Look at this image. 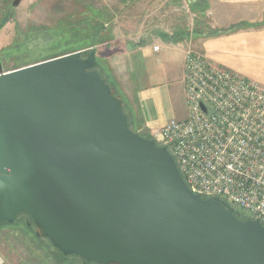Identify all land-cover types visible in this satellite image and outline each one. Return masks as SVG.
I'll list each match as a JSON object with an SVG mask.
<instances>
[{
  "label": "water",
  "instance_id": "95a60500",
  "mask_svg": "<svg viewBox=\"0 0 264 264\" xmlns=\"http://www.w3.org/2000/svg\"><path fill=\"white\" fill-rule=\"evenodd\" d=\"M95 55L0 66V225L27 212L83 262L264 264V224L193 193L168 148L130 128Z\"/></svg>",
  "mask_w": 264,
  "mask_h": 264
},
{
  "label": "crops",
  "instance_id": "0c3cea01",
  "mask_svg": "<svg viewBox=\"0 0 264 264\" xmlns=\"http://www.w3.org/2000/svg\"><path fill=\"white\" fill-rule=\"evenodd\" d=\"M126 1L137 10L130 12V20L113 21L107 60L143 131L187 117L183 73L188 46L264 84V0ZM185 6L190 14L177 15Z\"/></svg>",
  "mask_w": 264,
  "mask_h": 264
},
{
  "label": "built area",
  "instance_id": "2783aa9c",
  "mask_svg": "<svg viewBox=\"0 0 264 264\" xmlns=\"http://www.w3.org/2000/svg\"><path fill=\"white\" fill-rule=\"evenodd\" d=\"M183 85L187 117L148 134L168 148L193 193L218 197L264 224V84L188 46Z\"/></svg>",
  "mask_w": 264,
  "mask_h": 264
},
{
  "label": "rangeland",
  "instance_id": "374dc122",
  "mask_svg": "<svg viewBox=\"0 0 264 264\" xmlns=\"http://www.w3.org/2000/svg\"><path fill=\"white\" fill-rule=\"evenodd\" d=\"M12 1L0 0V66L4 71L48 56L79 49L87 53L94 48L98 65L116 81L107 60L112 50L106 42L113 21L130 20L136 5L126 0H20L17 5ZM178 12L181 17L190 14L186 6ZM97 27L101 29L90 41L88 36ZM72 36L78 38L72 40ZM22 218L0 225L3 264H81L80 258H64L41 231L37 235Z\"/></svg>",
  "mask_w": 264,
  "mask_h": 264
},
{
  "label": "trees",
  "instance_id": "16d2710c",
  "mask_svg": "<svg viewBox=\"0 0 264 264\" xmlns=\"http://www.w3.org/2000/svg\"><path fill=\"white\" fill-rule=\"evenodd\" d=\"M100 29H101V28H99V27L95 28L94 31L92 32L93 35H92V36L89 35V36H88V37H89L88 39H89L90 41H93V39H95V37H96V36H95L96 32L98 33V32L100 31ZM72 37H73L72 40H74L75 38H76V39L78 38V37H75V36H72ZM64 53H66V52H64ZM64 53H61V54H64ZM58 55H60V54H58ZM54 56H57V55L48 56V57H46V58H50V57H54ZM46 58H44V59H46ZM95 68L98 69V70L100 71L101 76L104 77V78L106 79V81L110 84L112 95H113L114 97H116L117 99L120 100V102H121V104H122V107H123L125 113L127 114V117H128V123H129L130 128L133 129L134 131H136L137 133H139L140 135H142V136H144V137L150 139V137H149V135H148L147 132L143 131V129L140 130L141 128H140V126L138 125V124H139V123H138V118H137V116H136L134 110H132V108L130 107L129 102L127 101V99H125V98H124V95H122V93L119 91V88H118V86H117L116 81H114V80L112 79V77H111L109 74L106 73V71L104 70V68H103L102 66L98 65V63H97V56H96V55H95ZM234 212H235L236 215H237L239 218H241V219H246V218H248V217H251V216L247 213V211H245V210H243V209H241V208H236V207H235V208H234ZM22 213H26V214L28 215V213H27V212H24V211H21V212H19L18 214H22ZM29 221H31V220H29ZM56 250H57V249H56ZM60 253H61V252H60ZM61 254H62V253H61ZM62 255H63V254H62ZM63 256H64V258H65V257H71V256H72V257L80 258V257H78V256H76V255H63ZM80 260H81V264H97V263H95V262H83L81 258H80Z\"/></svg>",
  "mask_w": 264,
  "mask_h": 264
},
{
  "label": "flooded vegetation",
  "instance_id": "af4514ba",
  "mask_svg": "<svg viewBox=\"0 0 264 264\" xmlns=\"http://www.w3.org/2000/svg\"><path fill=\"white\" fill-rule=\"evenodd\" d=\"M21 215L23 216L22 219L25 222V224H27V226L30 227V228H32V227L35 228V233L37 235H39L41 229L39 227L35 226L31 221H29L30 220L29 215H27L26 213L17 214L16 215V218L19 217V216H21ZM16 218L14 220H16ZM41 233H42V231H41Z\"/></svg>",
  "mask_w": 264,
  "mask_h": 264
}]
</instances>
